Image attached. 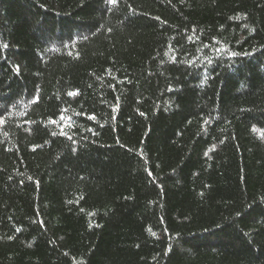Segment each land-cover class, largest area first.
Returning a JSON list of instances; mask_svg holds the SVG:
<instances>
[{
  "label": "trees",
  "instance_id": "obj_1",
  "mask_svg": "<svg viewBox=\"0 0 264 264\" xmlns=\"http://www.w3.org/2000/svg\"><path fill=\"white\" fill-rule=\"evenodd\" d=\"M0 264H264V0H0Z\"/></svg>",
  "mask_w": 264,
  "mask_h": 264
},
{
  "label": "snow or ice",
  "instance_id": "obj_2",
  "mask_svg": "<svg viewBox=\"0 0 264 264\" xmlns=\"http://www.w3.org/2000/svg\"><path fill=\"white\" fill-rule=\"evenodd\" d=\"M110 2L115 3V0H110Z\"/></svg>",
  "mask_w": 264,
  "mask_h": 264
}]
</instances>
